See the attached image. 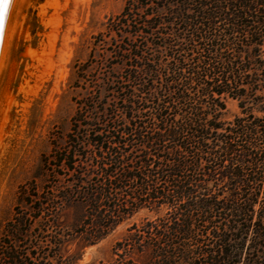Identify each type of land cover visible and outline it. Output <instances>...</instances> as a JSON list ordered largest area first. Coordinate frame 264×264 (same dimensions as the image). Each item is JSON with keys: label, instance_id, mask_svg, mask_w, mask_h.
Returning a JSON list of instances; mask_svg holds the SVG:
<instances>
[{"label": "trees", "instance_id": "obj_1", "mask_svg": "<svg viewBox=\"0 0 264 264\" xmlns=\"http://www.w3.org/2000/svg\"><path fill=\"white\" fill-rule=\"evenodd\" d=\"M104 27L124 74L109 66L99 86L78 69L91 91L53 164L73 177L61 203L97 229L86 245L165 209L101 264H264V0H127ZM66 242L2 241L0 264H73Z\"/></svg>", "mask_w": 264, "mask_h": 264}, {"label": "rangeland", "instance_id": "obj_2", "mask_svg": "<svg viewBox=\"0 0 264 264\" xmlns=\"http://www.w3.org/2000/svg\"><path fill=\"white\" fill-rule=\"evenodd\" d=\"M126 2L13 1L0 54V242L66 240L73 264L107 263L133 226L164 214L165 209L159 214L142 209L123 217L97 243L86 245L97 229L85 226L84 207L61 203L63 188L73 177L53 167L70 133L76 102L91 91L88 83H75L78 69L89 67L86 79L98 80L99 86L109 66L115 76L124 74L110 54L118 39H110L104 26ZM100 40L104 43L97 45ZM239 114L237 101L227 99L222 120L231 122ZM52 195L57 209L38 213L36 198L44 202ZM129 256L138 258L132 252Z\"/></svg>", "mask_w": 264, "mask_h": 264}, {"label": "bare ground", "instance_id": "obj_3", "mask_svg": "<svg viewBox=\"0 0 264 264\" xmlns=\"http://www.w3.org/2000/svg\"><path fill=\"white\" fill-rule=\"evenodd\" d=\"M14 0H0V54L2 50L6 20Z\"/></svg>", "mask_w": 264, "mask_h": 264}]
</instances>
